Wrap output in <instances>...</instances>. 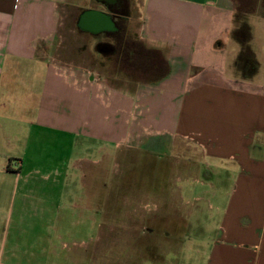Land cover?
<instances>
[{"label":"crops","instance_id":"1","mask_svg":"<svg viewBox=\"0 0 264 264\" xmlns=\"http://www.w3.org/2000/svg\"><path fill=\"white\" fill-rule=\"evenodd\" d=\"M112 4L0 0V99L30 98L25 110L31 126L53 130L68 143L134 141L151 155L155 149L183 157L195 171L205 161L202 170L217 179L219 222L202 264H264V0ZM93 10L104 13L108 28L84 26L83 17ZM239 18L249 27L256 60L248 76L235 67L240 44L232 32ZM64 33L91 39L86 63L79 62L77 47L64 44ZM129 34L133 41L122 40ZM142 50L163 59L159 77L131 79L121 69L128 51ZM144 65L148 73L155 68L152 61L138 63L136 74L144 73ZM18 80L38 85L16 91ZM109 81L133 84L128 89ZM222 179L229 182L224 190Z\"/></svg>","mask_w":264,"mask_h":264},{"label":"rangeland","instance_id":"2","mask_svg":"<svg viewBox=\"0 0 264 264\" xmlns=\"http://www.w3.org/2000/svg\"><path fill=\"white\" fill-rule=\"evenodd\" d=\"M129 26L133 32L135 22ZM62 36L86 63L91 39ZM129 54L121 65L128 78H156L165 69L154 53ZM151 61L152 73L144 65L136 74L135 64ZM14 84L16 91L38 85ZM110 84L130 89L133 83ZM30 102L0 99V264H202L219 222L217 179L202 170L205 161L198 160L195 171L183 157L155 149L151 155L134 141L68 143L53 130L31 126ZM228 184L222 179L221 190Z\"/></svg>","mask_w":264,"mask_h":264},{"label":"trees","instance_id":"3","mask_svg":"<svg viewBox=\"0 0 264 264\" xmlns=\"http://www.w3.org/2000/svg\"><path fill=\"white\" fill-rule=\"evenodd\" d=\"M240 26L234 29L232 37L240 44V50L238 52L235 67L241 76H248L256 70V60L251 53L248 41L250 38L249 27L245 20L239 18Z\"/></svg>","mask_w":264,"mask_h":264},{"label":"water","instance_id":"4","mask_svg":"<svg viewBox=\"0 0 264 264\" xmlns=\"http://www.w3.org/2000/svg\"><path fill=\"white\" fill-rule=\"evenodd\" d=\"M83 24L92 29L108 28L110 26L104 13L95 10L86 12L83 17Z\"/></svg>","mask_w":264,"mask_h":264},{"label":"flooded vegetation","instance_id":"5","mask_svg":"<svg viewBox=\"0 0 264 264\" xmlns=\"http://www.w3.org/2000/svg\"><path fill=\"white\" fill-rule=\"evenodd\" d=\"M108 1H110V2H112L113 4H112V6H116V5H119L118 4V0H108ZM116 24L118 25V23L116 22ZM115 25V24H114ZM119 27V26H118ZM104 37H107V35H105ZM118 37H119V35L117 36V40H118ZM100 42V41H99ZM101 42L102 43H104V44H106V43H108V42H106V40H101Z\"/></svg>","mask_w":264,"mask_h":264}]
</instances>
